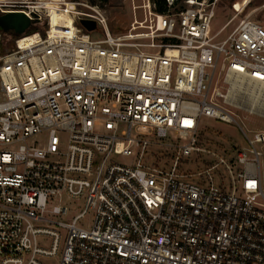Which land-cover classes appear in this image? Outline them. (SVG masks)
Returning <instances> with one entry per match:
<instances>
[{
    "label": "built area",
    "instance_id": "built-area-1",
    "mask_svg": "<svg viewBox=\"0 0 264 264\" xmlns=\"http://www.w3.org/2000/svg\"><path fill=\"white\" fill-rule=\"evenodd\" d=\"M166 2L133 5L144 18L115 36L96 4L0 0V15L46 20L0 30V264H264V131L239 114L264 118V28L220 37L217 0ZM204 117L246 146H201Z\"/></svg>",
    "mask_w": 264,
    "mask_h": 264
},
{
    "label": "rangeland",
    "instance_id": "rangeland-1",
    "mask_svg": "<svg viewBox=\"0 0 264 264\" xmlns=\"http://www.w3.org/2000/svg\"><path fill=\"white\" fill-rule=\"evenodd\" d=\"M4 1L10 2L21 0ZM65 1H78L81 3L93 4L92 0ZM243 1L244 0H217L215 17L211 26L212 31H219L224 25L227 24L226 28L220 35V37H223L242 20L255 21L264 28V0H249V3H247L245 6H241ZM236 3L240 4L241 9L237 10L234 7ZM95 4L98 5L105 12L110 31L115 36L128 33L134 18H136L138 21L144 18V13L141 8L136 10L133 9V5H141L142 0H107L105 2H101L98 0L97 2H95ZM179 6L177 8H179ZM56 14L58 13L56 12ZM54 20L57 21L56 18H54ZM35 27L43 32L44 27H46V20L42 18V20H40L37 26ZM63 27L67 26L64 25ZM83 32L88 37H101V34L98 31H95L94 33L90 34L83 29ZM12 39L13 37L9 34L4 37V43L6 47H12ZM240 100L245 107L249 106V102L247 101L244 95H242ZM261 105L262 102L260 106ZM253 107L255 108L256 105ZM258 112L264 113V109L262 108V106L258 109ZM239 114L241 115V117H244V125L246 127L254 126L264 131V118L254 114H249L242 110L239 112ZM199 138L201 146L210 149H215L219 153L224 155L227 159L233 158L237 148H242L246 146V139L238 130V128H236L232 124H226L211 118H203ZM155 149V147L149 148L144 161L149 159H147L149 153L153 152ZM261 151L263 153L261 171L264 183V146H262ZM153 161L154 165L163 166L168 164L169 158L168 155L163 152L159 155H155ZM203 163L205 166L209 162L205 160V156L200 155L193 159V162L190 164L189 168H199L203 165ZM216 171L217 173L221 172V169L217 168ZM69 202L72 209H74V207L79 204L81 205V207H83V203L77 199H72V201Z\"/></svg>",
    "mask_w": 264,
    "mask_h": 264
},
{
    "label": "water",
    "instance_id": "water-1",
    "mask_svg": "<svg viewBox=\"0 0 264 264\" xmlns=\"http://www.w3.org/2000/svg\"><path fill=\"white\" fill-rule=\"evenodd\" d=\"M80 24L87 30L93 31L96 23L93 20L81 19ZM31 26L30 18L23 11L7 12L0 15V30L13 31L17 35H24Z\"/></svg>",
    "mask_w": 264,
    "mask_h": 264
},
{
    "label": "trees",
    "instance_id": "trees-1",
    "mask_svg": "<svg viewBox=\"0 0 264 264\" xmlns=\"http://www.w3.org/2000/svg\"><path fill=\"white\" fill-rule=\"evenodd\" d=\"M98 0H92L93 4H95V2H97ZM101 2H105L107 0H99ZM153 5L155 6V10L157 13H165L167 11V2L166 0H151ZM176 4L179 5L180 7H182L183 5V1L184 0H175ZM37 31V28L32 26L31 28L28 29V31L26 32L27 35L32 34L33 32ZM13 38H17V35H12Z\"/></svg>",
    "mask_w": 264,
    "mask_h": 264
},
{
    "label": "bare ground",
    "instance_id": "bare-ground-1",
    "mask_svg": "<svg viewBox=\"0 0 264 264\" xmlns=\"http://www.w3.org/2000/svg\"><path fill=\"white\" fill-rule=\"evenodd\" d=\"M247 3H249V0H244V1L242 2V5H241V6H245ZM241 6H240V4L236 3L234 7H235L237 10H239V9H241ZM53 22H54V24H55V29H56V30H61V31H67V30H68L67 27H62V28L60 29V26L58 25L57 21L53 20ZM31 40H33V37H26V38H24L22 41H20V44L27 43V42H29V41H31ZM252 103H253V101H249V104H250V105H251ZM253 106H255V104H254Z\"/></svg>",
    "mask_w": 264,
    "mask_h": 264
}]
</instances>
